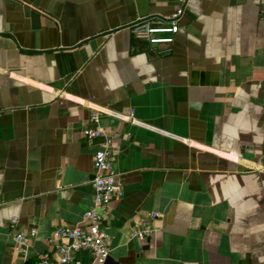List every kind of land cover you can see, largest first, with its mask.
Instances as JSON below:
<instances>
[{
	"label": "crops",
	"instance_id": "0c3cea01",
	"mask_svg": "<svg viewBox=\"0 0 264 264\" xmlns=\"http://www.w3.org/2000/svg\"><path fill=\"white\" fill-rule=\"evenodd\" d=\"M177 6L0 0V264L82 221L107 139L105 264H264V0H185L170 44L130 32Z\"/></svg>",
	"mask_w": 264,
	"mask_h": 264
},
{
	"label": "built area",
	"instance_id": "2783aa9c",
	"mask_svg": "<svg viewBox=\"0 0 264 264\" xmlns=\"http://www.w3.org/2000/svg\"><path fill=\"white\" fill-rule=\"evenodd\" d=\"M176 1L178 6L166 22L153 18L139 19L129 25L130 32L135 38L151 44H170L179 28L178 19L185 0ZM83 133L87 138H93L101 131L86 129ZM118 176L110 140L107 139L93 154V175L90 180L92 202L84 212L82 221L55 227L48 239V249L37 255L35 264H83L78 257L83 251L90 256L87 264H105L109 257V236L102 223V214L111 200L123 195ZM158 215L156 212L150 213L149 218L153 219ZM15 223L16 220L12 219L10 227H14ZM149 233L148 227H136L132 236L143 237ZM14 242L24 249L30 244L29 238L20 232L14 235Z\"/></svg>",
	"mask_w": 264,
	"mask_h": 264
}]
</instances>
